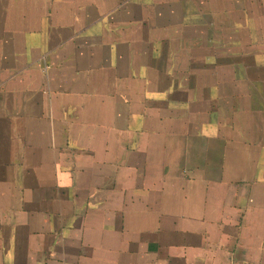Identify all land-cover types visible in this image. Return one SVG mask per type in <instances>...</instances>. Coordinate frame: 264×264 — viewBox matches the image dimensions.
Wrapping results in <instances>:
<instances>
[{"label": "crops", "instance_id": "obj_1", "mask_svg": "<svg viewBox=\"0 0 264 264\" xmlns=\"http://www.w3.org/2000/svg\"><path fill=\"white\" fill-rule=\"evenodd\" d=\"M0 264H264V0H0Z\"/></svg>", "mask_w": 264, "mask_h": 264}]
</instances>
